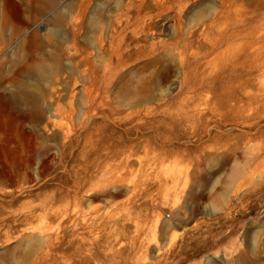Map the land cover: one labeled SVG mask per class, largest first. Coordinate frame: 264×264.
Masks as SVG:
<instances>
[{
    "label": "rangeland",
    "instance_id": "374dc122",
    "mask_svg": "<svg viewBox=\"0 0 264 264\" xmlns=\"http://www.w3.org/2000/svg\"><path fill=\"white\" fill-rule=\"evenodd\" d=\"M35 1L0 0V92L11 94L31 63V89L65 109L39 132L59 126L70 140L61 156L47 140L30 161L33 123L18 124L12 108L0 112V264H264V0H182L156 17L143 42L169 45L153 64L144 55L124 66L109 88L120 112L90 119L102 124H92L96 148H83L80 136L87 107L79 96L94 87L90 78L82 80L73 61L66 85L73 97L59 83L75 32V10L65 5L78 0H54L61 17L53 7L28 9ZM216 17L238 30L236 64L214 70L212 94L188 92L172 42L202 43ZM33 35L44 50L29 49ZM59 48L63 61L54 57ZM131 76L144 77L151 95L129 115L143 95Z\"/></svg>",
    "mask_w": 264,
    "mask_h": 264
},
{
    "label": "bare ground",
    "instance_id": "6f19581e",
    "mask_svg": "<svg viewBox=\"0 0 264 264\" xmlns=\"http://www.w3.org/2000/svg\"><path fill=\"white\" fill-rule=\"evenodd\" d=\"M152 1L119 0L116 4H112L111 0H78L75 5L71 3L65 5L67 9L75 10V23L73 25L75 32H73L74 42L72 46H64L67 49L68 57L64 65L61 66L59 83L65 85L63 86V90H65L64 96L73 97V95H68L70 92L67 86L73 74L71 66L74 61L82 80L90 78L91 84L94 86L93 88L85 87L84 93L79 96V102H82L87 107L84 111L81 127L83 129L80 134L83 140V148H86L87 145L96 148L101 141L99 133L96 134L93 131L95 125L92 126V124L97 122L92 121V124L90 122L94 114H101L105 119L109 120L113 118L114 114L120 112V110L113 107L109 88L120 76L127 62L137 56L144 57V55H149L150 57L145 62V65L153 64L158 60L157 52L160 48L169 45L167 42L157 43V41H151L150 43L149 39H144L145 42H143V35L154 29L156 17L161 16L170 9H174L176 5L182 4L183 1ZM236 1L232 0V3L236 4ZM27 7L34 10L36 14H41L46 8L53 7V10L56 11L55 15L57 17L62 16V12L60 10L57 11L58 5L54 0H36L34 3L27 5ZM219 19L216 17L205 28L206 36L200 44L193 45L191 37L188 40H183L180 37L172 42L174 46L180 47V63L184 69L183 83L187 87L188 92L202 93L207 91L212 94L214 91L210 84V76H212L214 70L218 69L223 61L230 60L229 63L236 64L238 30L232 28L228 31V20L226 18ZM96 20L97 23L95 22ZM212 25L217 26L214 31H211ZM15 27L17 29V25ZM181 27L182 23H179L176 27L178 33H181ZM92 31L93 34H90ZM128 31L131 35L129 42L125 38V34ZM79 35L82 36L81 39L78 38ZM132 43L134 44V50L129 48ZM149 43L150 45H148ZM224 46H227V48L219 50ZM44 47L45 42L37 35H33L29 43V49L42 51ZM89 47H93L95 53H92ZM146 47L148 48L146 49ZM59 50L63 53L56 54L54 57H56L57 61H63L64 50L63 48H59ZM42 55L46 56L49 54L43 53ZM36 66L41 70L43 63L39 61ZM19 72L22 75L16 89L8 96L0 92V112L5 113L9 108H12L11 115L17 120L18 124L24 126L26 120L33 123L30 132L35 135H33V145L30 146L27 153L30 161L42 149V145L47 140L54 141L59 146V154L61 156L64 148L69 146L68 142L70 140L64 136L63 130L59 126H56V130L47 134H43L38 130L39 127L46 128L48 126L49 118L56 115V109L61 113L65 111L63 105L59 102L60 98L57 99V104L54 107L51 102L46 101L37 91L31 89L28 81L25 80L28 74L35 72L31 63L21 67ZM237 83V76L234 75L231 79L232 90L237 87ZM129 84L143 94L141 97H137V103L130 104L132 106L128 111L130 115L140 113L142 108L138 103L143 101L145 96L151 94L150 91L148 92L147 82L144 77L131 76ZM82 88L84 87L82 86ZM100 96L101 98L99 99ZM68 103L70 109L73 110L72 102L69 100ZM153 109H157V106L153 107ZM46 113L49 115L47 120L43 122L45 115H47ZM53 120L52 122H54ZM96 126L102 129V124L97 123ZM95 154L98 155L99 153L96 152ZM90 156L89 150H83V159H89Z\"/></svg>",
    "mask_w": 264,
    "mask_h": 264
}]
</instances>
